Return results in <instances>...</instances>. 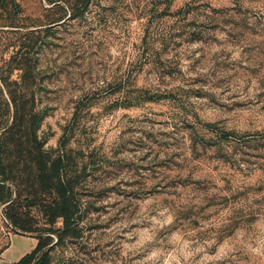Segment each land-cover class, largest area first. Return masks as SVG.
<instances>
[{
    "label": "rangeland",
    "instance_id": "obj_1",
    "mask_svg": "<svg viewBox=\"0 0 264 264\" xmlns=\"http://www.w3.org/2000/svg\"><path fill=\"white\" fill-rule=\"evenodd\" d=\"M0 150L32 229L62 162L53 264H264V0H0Z\"/></svg>",
    "mask_w": 264,
    "mask_h": 264
},
{
    "label": "trees",
    "instance_id": "obj_2",
    "mask_svg": "<svg viewBox=\"0 0 264 264\" xmlns=\"http://www.w3.org/2000/svg\"><path fill=\"white\" fill-rule=\"evenodd\" d=\"M8 180L0 150V205H5V221L12 230L28 234L36 242L31 252L13 264H53L51 251L55 246L77 238L82 219L81 208L73 193L71 182L62 175L61 160L46 159L39 170L40 184L57 185L53 189V196L40 202L38 213L46 225L42 228H30L26 222L27 214L16 210L10 188L6 185ZM57 220L61 225L59 229H54Z\"/></svg>",
    "mask_w": 264,
    "mask_h": 264
},
{
    "label": "crops",
    "instance_id": "obj_3",
    "mask_svg": "<svg viewBox=\"0 0 264 264\" xmlns=\"http://www.w3.org/2000/svg\"><path fill=\"white\" fill-rule=\"evenodd\" d=\"M6 251H7V249L4 251L3 255L5 254ZM24 255H25V254H24ZM24 255H23V256H24ZM23 256H22V257H23ZM20 258H21V257H20ZM20 258H19V259H20ZM19 259H18V260H19ZM18 260H16L15 262H17ZM15 262H13V263H15ZM13 263H11V264H13Z\"/></svg>",
    "mask_w": 264,
    "mask_h": 264
}]
</instances>
